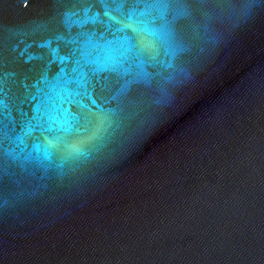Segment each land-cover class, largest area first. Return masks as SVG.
I'll return each mask as SVG.
<instances>
[{
	"label": "water",
	"instance_id": "1",
	"mask_svg": "<svg viewBox=\"0 0 264 264\" xmlns=\"http://www.w3.org/2000/svg\"><path fill=\"white\" fill-rule=\"evenodd\" d=\"M264 224V0H0V264H236Z\"/></svg>",
	"mask_w": 264,
	"mask_h": 264
}]
</instances>
